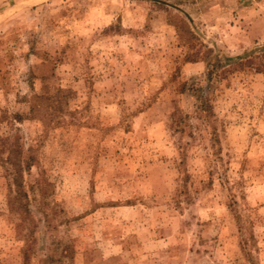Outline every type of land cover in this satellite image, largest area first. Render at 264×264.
Here are the masks:
<instances>
[{
    "label": "rangeland",
    "instance_id": "374dc122",
    "mask_svg": "<svg viewBox=\"0 0 264 264\" xmlns=\"http://www.w3.org/2000/svg\"><path fill=\"white\" fill-rule=\"evenodd\" d=\"M0 264H264V0H0Z\"/></svg>",
    "mask_w": 264,
    "mask_h": 264
}]
</instances>
